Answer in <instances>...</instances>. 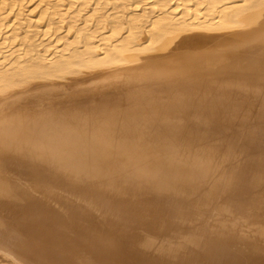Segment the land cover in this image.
I'll return each mask as SVG.
<instances>
[{
  "label": "bare ground",
  "instance_id": "bare-ground-1",
  "mask_svg": "<svg viewBox=\"0 0 264 264\" xmlns=\"http://www.w3.org/2000/svg\"><path fill=\"white\" fill-rule=\"evenodd\" d=\"M0 264H264V0H0Z\"/></svg>",
  "mask_w": 264,
  "mask_h": 264
},
{
  "label": "rangeland",
  "instance_id": "rangeland-1",
  "mask_svg": "<svg viewBox=\"0 0 264 264\" xmlns=\"http://www.w3.org/2000/svg\"><path fill=\"white\" fill-rule=\"evenodd\" d=\"M3 257V255H1V253H0V258H2Z\"/></svg>",
  "mask_w": 264,
  "mask_h": 264
}]
</instances>
